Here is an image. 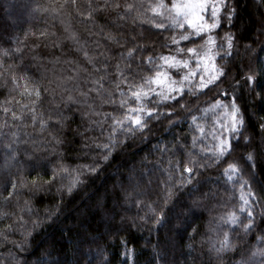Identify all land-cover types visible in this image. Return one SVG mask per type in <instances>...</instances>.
I'll list each match as a JSON object with an SVG mask.
<instances>
[{
	"label": "trees",
	"instance_id": "obj_1",
	"mask_svg": "<svg viewBox=\"0 0 264 264\" xmlns=\"http://www.w3.org/2000/svg\"><path fill=\"white\" fill-rule=\"evenodd\" d=\"M223 2L214 63L224 74L202 90L197 77L158 107L171 115L129 132L113 124L122 100L135 106L117 84L152 75L146 57L187 58L177 49L201 50L208 35L154 17L158 0H0V264H264V0ZM216 100L240 108L238 133L221 127L224 108L205 111ZM213 135L231 143L219 160Z\"/></svg>",
	"mask_w": 264,
	"mask_h": 264
},
{
	"label": "snow or ice",
	"instance_id": "obj_2",
	"mask_svg": "<svg viewBox=\"0 0 264 264\" xmlns=\"http://www.w3.org/2000/svg\"><path fill=\"white\" fill-rule=\"evenodd\" d=\"M75 2V0H73ZM109 6L107 0L105 4L101 7ZM119 7V5H115ZM128 9L132 8V5H127ZM222 8H227V5L223 0H171L170 5L166 4L164 0H158V3L150 5L149 11H151L155 16H164V13L167 12L171 16V26L178 29H191L192 34L201 35L212 32V30L218 27V22L220 19V12ZM91 15V13H89ZM229 20L232 18V13L229 12ZM157 28H163L164 25L156 24ZM189 39V35H181L179 41H185ZM228 48L232 47V37H226ZM178 40L173 39L172 43L178 44ZM208 44L214 45L215 41L211 36H208ZM134 49H129L127 55L131 57L133 55ZM178 53L186 52L189 54L188 58H183L177 55H162L160 57H146L144 64L147 65L148 71L153 73L148 76H140L139 83H134L138 74H133L132 80H129L128 77L123 78V83L127 85L126 89H121L119 83L117 84V90L120 94L127 95L130 94L129 99L135 102V106L129 105L128 100H122L119 107L125 108L127 106V111L124 114V118L113 119V124L115 126L121 127L122 130H127L133 132L136 130L143 131L146 127L147 121L150 119H159L161 115H171V109L167 113H162L158 111V107L162 106L164 102L168 100H175L177 97H182L185 89L189 91L192 90L193 81L199 77V83L195 84L194 87L197 90H202L206 88L209 84L217 81L220 76L224 74V69L217 67L214 63L215 56L211 50L207 47H204L202 50L189 47L187 49L178 48ZM227 54V53H226ZM7 55V52H5ZM87 55V54H85ZM222 58V57H221ZM157 61H160L159 63ZM173 71L179 76V79L173 75ZM207 73V75H204ZM98 83V82H96ZM245 83L248 84L253 90L259 85V77L255 74H249L245 78ZM100 88H103V85H100ZM93 91L99 92L100 89L93 88ZM35 94L37 97L40 95V90L35 89ZM83 95H87L84 93ZM111 94L109 93V96ZM226 95V93H225ZM154 97L156 99H154ZM72 99L71 96L68 98ZM106 103H114L113 100L105 101ZM149 104L153 105L149 107ZM183 107V105H181ZM219 108H224L225 112L222 114L223 117L228 118L227 124H221V127L225 128L226 131L230 133H238L240 128L243 125V118L240 115V108L236 105L233 100L230 104H224L221 100H216L213 105L206 109L205 111L215 112ZM230 109V111H229ZM9 109L5 108L4 112H8ZM13 119H18L16 113H12ZM35 119V117H33ZM192 121L195 122L198 120L197 116H192ZM125 121L128 122L131 126L126 127ZM43 123V121H41ZM197 130L201 135L204 134V129L200 128L199 125H196ZM261 128H264V125H261ZM213 139L217 140V143L214 146V150L211 155L214 159L219 160L231 149L230 140L227 137L217 138L213 135ZM116 141L110 139V144L105 145V150L110 151L111 147H115ZM196 145V138H193V148ZM107 159V156H105ZM251 159V157H248ZM195 163V162H194ZM177 167H179V162H177ZM236 169L233 165H229V169L226 170L225 175L229 181L233 180V175L229 173H235ZM193 168L184 167L181 173V181L188 182L185 180L183 173L191 174ZM171 179V177H170ZM246 183V182H245ZM14 187V185H13ZM70 190V189H69ZM11 196L12 193L10 192ZM171 195V189L168 190V197ZM248 196L254 198V193L249 188L247 192ZM166 197V201L167 198ZM241 200L244 202V205H248L249 201L245 199L244 194L241 195ZM244 207H241L240 211H245ZM153 211H155L153 209ZM247 215L249 218L252 217V212L248 211ZM232 222H236V217L233 215L231 217ZM246 228L251 227V219L249 225L245 226ZM228 246L227 236L225 239L220 242V249L222 250ZM261 255H264V250H261ZM255 255V253H254Z\"/></svg>",
	"mask_w": 264,
	"mask_h": 264
},
{
	"label": "rangeland",
	"instance_id": "obj_3",
	"mask_svg": "<svg viewBox=\"0 0 264 264\" xmlns=\"http://www.w3.org/2000/svg\"><path fill=\"white\" fill-rule=\"evenodd\" d=\"M220 14H221V12H220ZM219 21H220V19H219ZM218 25H219V22H218ZM189 30V32L190 33H192V30L191 29H188ZM215 30V29H214ZM214 30H212V32H210V33H207V35L208 36H211L213 39H214ZM202 35V34H201ZM204 35H206V34H204ZM208 41V40H207ZM205 44V45H204ZM204 47H207V48H209L210 50H211V52L213 53V54H215V48H216V43L214 44V45H211V44H208V42H204ZM203 47V48H204ZM202 50V49H201ZM228 52H230V50L228 51ZM186 53V52H185ZM187 54V53H186ZM188 56H189V54H187V58H188ZM215 60V59H214ZM173 72H175V71H173ZM204 75H207V73H204ZM7 169H9V167H7ZM10 170H11V167H10Z\"/></svg>",
	"mask_w": 264,
	"mask_h": 264
}]
</instances>
